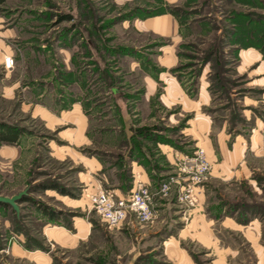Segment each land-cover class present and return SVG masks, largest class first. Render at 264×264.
I'll return each instance as SVG.
<instances>
[{"label":"rangeland","instance_id":"obj_1","mask_svg":"<svg viewBox=\"0 0 264 264\" xmlns=\"http://www.w3.org/2000/svg\"><path fill=\"white\" fill-rule=\"evenodd\" d=\"M161 14L176 39L135 23ZM3 39L0 131L16 141L0 142V196L26 201L0 205V264H264V0H4ZM199 149L210 171L190 206L180 178ZM138 174L176 183L153 223L108 228L89 196Z\"/></svg>","mask_w":264,"mask_h":264},{"label":"built area","instance_id":"obj_2","mask_svg":"<svg viewBox=\"0 0 264 264\" xmlns=\"http://www.w3.org/2000/svg\"><path fill=\"white\" fill-rule=\"evenodd\" d=\"M3 64L6 70H11L13 67L12 57L4 55ZM188 164L182 170L180 181L185 183V186H181L178 201L187 200L192 206L195 201L192 198L193 186L206 178L210 166L201 149L196 151ZM175 181L171 178L167 182H160L157 189L152 191L150 184L136 176L133 178L132 188L126 194L119 196L113 190L99 189L89 196V204L108 228L117 229L129 218L134 219L141 226H146L157 218L155 200L168 195L171 185L176 183Z\"/></svg>","mask_w":264,"mask_h":264},{"label":"crops","instance_id":"obj_3","mask_svg":"<svg viewBox=\"0 0 264 264\" xmlns=\"http://www.w3.org/2000/svg\"><path fill=\"white\" fill-rule=\"evenodd\" d=\"M164 1L167 4H174V3L179 2L180 0H164ZM3 2H4V0L0 1V3H3ZM135 23L139 25L140 31L146 32V33H151V34L157 36L158 38H164V39H171L172 38V39H176V37H178L179 31H180L179 26H178L175 18L172 15H170V14H161V15H156V16H150V17H146V18H143V19H140V20L137 19V20H135ZM3 40L0 41V45H3L4 46L3 43L5 42V40L4 41ZM5 52H6V50L4 49L3 50V53H5ZM174 59L175 58L173 57V55L171 54V52H169V54H166L162 58V62H164V63L161 62V64H163V65H159L158 68H163V69H165L164 72H166L167 70H169V69H171L173 67V65L175 63L174 62ZM133 65H134L135 68L137 67V63H134ZM140 71L143 72L142 69H140ZM162 75H164V73L161 72L159 75H157V79H153V78L149 77L146 74V76L144 77V83L146 84V86H145L144 93L141 94L140 102H149L150 101V98H152V97L155 96L156 91H157V82L156 81L157 80L158 81H161ZM162 81L164 82L163 79H162ZM164 84H166V86L169 85L168 87L174 86L175 89H177V90H174L173 92L175 93V95L177 97L181 98L182 94H181L180 90L177 88V85H176L177 83L175 84L172 81L165 79ZM112 92H113V97L115 99L121 98L120 97L121 93L120 92L118 93V91H116V89L113 88L112 89ZM162 97H163V100H161V101H162L163 104H164L165 101H169L168 98H167V93L166 94H163ZM84 101L87 102L88 100H84ZM79 103L80 102H78V106H77L76 109H75L76 104L72 105V107L74 109L71 110V111L73 113H76L77 112L78 113L77 116L79 115L81 118H83L84 123H82L81 126H84L83 128L85 129V127H86V117L83 115L82 107H80L81 105ZM63 112L64 111H62L61 114ZM132 167L134 168V164H133ZM138 175L137 176L140 177V174H138ZM134 177H136V176L134 175L133 178ZM147 182H149V180H147ZM132 184H133V181H132L131 186H130V188L128 190L117 189V190H113V191H115L116 194H118L119 196L124 195V194H126L132 188ZM159 205H162L163 206V204H159ZM131 220L135 221L134 219H132V218L130 219L129 218V220L126 223L127 224L130 223ZM48 227L49 226L46 227V229H47L46 231H53L56 228L55 226L49 227V228ZM184 229H186V228H184ZM64 231H66V230L64 229ZM184 231L185 230H183V229L181 230V232H184ZM16 250L20 251V249H16ZM22 253L23 252H21V254Z\"/></svg>","mask_w":264,"mask_h":264},{"label":"water","instance_id":"obj_4","mask_svg":"<svg viewBox=\"0 0 264 264\" xmlns=\"http://www.w3.org/2000/svg\"><path fill=\"white\" fill-rule=\"evenodd\" d=\"M25 194L26 191L23 190L12 197L0 196V204L9 206L15 212V214L18 215L19 213L18 202L21 200L23 196H25Z\"/></svg>","mask_w":264,"mask_h":264},{"label":"trees","instance_id":"obj_5","mask_svg":"<svg viewBox=\"0 0 264 264\" xmlns=\"http://www.w3.org/2000/svg\"><path fill=\"white\" fill-rule=\"evenodd\" d=\"M15 141H16V138L13 135L9 134L8 132L0 131V142L1 143H13ZM24 201H26L25 198H23L20 202L22 203ZM0 205L1 207H6V205H3V204H0ZM48 216H49V220L56 221L57 219V216L54 215V213L53 214L48 213Z\"/></svg>","mask_w":264,"mask_h":264}]
</instances>
